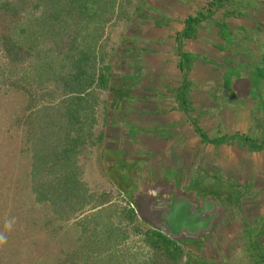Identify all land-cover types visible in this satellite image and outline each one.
Here are the masks:
<instances>
[{
    "label": "crops",
    "instance_id": "crops-1",
    "mask_svg": "<svg viewBox=\"0 0 264 264\" xmlns=\"http://www.w3.org/2000/svg\"><path fill=\"white\" fill-rule=\"evenodd\" d=\"M155 1L126 22L113 59L106 151L113 164L144 168L140 180H157L161 191L212 199L229 218L216 241L247 227L260 241L264 0Z\"/></svg>",
    "mask_w": 264,
    "mask_h": 264
},
{
    "label": "rangeland",
    "instance_id": "rangeland-1",
    "mask_svg": "<svg viewBox=\"0 0 264 264\" xmlns=\"http://www.w3.org/2000/svg\"><path fill=\"white\" fill-rule=\"evenodd\" d=\"M160 1L165 3V0ZM7 2L0 0V7ZM133 2L137 4L139 0ZM149 2L156 3L154 0ZM30 20L33 21L32 27L26 28L18 41L24 46L27 43L34 46L33 56L16 65L15 70H6L0 76V233L7 237V242L0 246V264H142L160 256L165 258L161 251L150 247L130 227L127 210L133 207L114 181L118 173L119 179L124 181L131 177L121 170L125 165L123 161L113 164L105 157L108 155L105 141L109 131L106 120L104 123L102 119V106L95 105L101 96L96 87L90 93L96 123L85 129L92 133V139L102 133L104 137L98 145L87 144L71 168L77 174L73 180L79 181L75 196L59 199L57 211L50 203L35 201L31 177L34 141L31 135L36 133V124L42 119L56 117L53 115L56 110L69 108L71 90L65 85L69 78L66 82L60 81L56 70L51 67L54 63L44 65L45 56L42 60L43 55L38 52L42 50L40 47L50 50L49 54L54 50L51 38H48L55 31L52 20L41 11L31 15ZM127 28L124 20L106 27L105 51L110 53L117 48ZM88 39L95 38L90 36ZM99 45L102 44H98L97 51ZM109 171L115 173V178L108 174ZM139 181V178L131 180L135 185ZM175 213L168 215L169 221L164 227L174 231V240L180 238L183 244L188 234L179 229L183 223ZM7 221H14L10 230L5 229ZM227 223L225 221L222 225ZM134 225L143 231L148 230L138 218ZM251 230L247 227L237 240L229 239L224 244L214 239L215 233L193 252L220 263L252 264L257 259L256 245L264 250V243L259 246L252 235L255 231ZM248 236H252L251 240L246 239ZM187 247L184 249L193 248L191 245Z\"/></svg>",
    "mask_w": 264,
    "mask_h": 264
},
{
    "label": "trees",
    "instance_id": "trees-1",
    "mask_svg": "<svg viewBox=\"0 0 264 264\" xmlns=\"http://www.w3.org/2000/svg\"><path fill=\"white\" fill-rule=\"evenodd\" d=\"M8 1L0 7V49L3 52L0 76L6 70H15L16 65L29 61L33 56L35 47L30 43L24 46L18 40L26 28L32 27L30 16L41 11L42 14H48V19L52 20L51 24L55 28L51 37H48L54 47L52 53L49 54L50 50L46 51L42 47V50L38 51L43 55L42 60L45 56L43 64L54 63L51 67L56 70L55 74L60 81L66 82V78H69L65 83L71 90H68L69 108L56 110L53 114L56 117L42 119L36 124V133L31 135L34 141L31 148V177L35 201L50 203L57 211L59 199H63V196H75L79 181L73 180L77 174L71 168L84 152L83 148L87 144L98 145L104 137L102 133L92 139V133L85 128L96 123L92 112L95 105L102 106V119L105 123L108 95L112 92L110 78L113 59L125 43V37L122 36L117 48L112 49L110 53L105 51L108 40L106 27L118 20L132 23L146 15L149 6L147 0H139L137 4L133 0ZM88 27L92 30L86 31ZM90 36L95 39L90 41ZM99 43L102 45H99L97 51ZM66 67L68 69L63 72ZM93 87L99 89L101 95L99 104L95 105L92 104L90 94ZM127 212L133 232L142 236L150 247L158 249L165 256L144 261L142 264H231L199 256L158 231L141 230L134 225L137 219L135 211L130 209ZM255 249L257 259L252 264H263L264 250L259 249L257 245Z\"/></svg>",
    "mask_w": 264,
    "mask_h": 264
},
{
    "label": "water",
    "instance_id": "water-1",
    "mask_svg": "<svg viewBox=\"0 0 264 264\" xmlns=\"http://www.w3.org/2000/svg\"><path fill=\"white\" fill-rule=\"evenodd\" d=\"M258 78L264 81V76L259 73ZM105 157L107 160L112 158L109 154ZM108 162L112 163V160ZM124 164L121 170L128 172L131 179L129 181L119 179L120 173L116 172L118 175L114 184L118 186L124 198L130 202L138 220L146 227L158 231L175 241L172 235L175 232L164 226L169 221L168 215L176 212L178 219L183 223V226L179 229L187 231L188 236L183 239V244L179 238L180 236H177L179 240L175 242L188 249L187 246L191 243L197 245L203 243L206 238L213 236L215 229L220 224H224L228 214L223 209H219L212 199L206 197L196 199L195 196L188 193L176 192L172 189V186L161 191L160 187L162 186L158 184L157 180L153 178H150V182L140 180L144 168L129 167L125 161ZM135 178L140 180L138 185L131 182ZM261 243H264V232L261 234L258 245L262 246Z\"/></svg>",
    "mask_w": 264,
    "mask_h": 264
},
{
    "label": "clouds",
    "instance_id": "clouds-1",
    "mask_svg": "<svg viewBox=\"0 0 264 264\" xmlns=\"http://www.w3.org/2000/svg\"><path fill=\"white\" fill-rule=\"evenodd\" d=\"M13 222L14 221H7L5 224V229L10 230ZM6 242H7V237L3 233H0V246L5 244Z\"/></svg>",
    "mask_w": 264,
    "mask_h": 264
},
{
    "label": "flooded vegetation",
    "instance_id": "flooded-vegetation-1",
    "mask_svg": "<svg viewBox=\"0 0 264 264\" xmlns=\"http://www.w3.org/2000/svg\"><path fill=\"white\" fill-rule=\"evenodd\" d=\"M108 170H110L109 168H108ZM108 174L112 177V178H115V173H113L112 171H109L108 172ZM141 223V222H140ZM142 224V223H141ZM143 225V224H142ZM144 226H146L145 224H144ZM148 230H150V228H148ZM189 250H191V251H195V250H198V249H196V248H190Z\"/></svg>",
    "mask_w": 264,
    "mask_h": 264
}]
</instances>
